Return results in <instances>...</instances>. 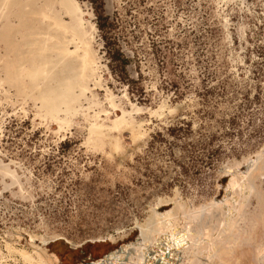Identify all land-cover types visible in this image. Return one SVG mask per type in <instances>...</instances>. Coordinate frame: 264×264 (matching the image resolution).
<instances>
[{"label":"rangeland","instance_id":"obj_1","mask_svg":"<svg viewBox=\"0 0 264 264\" xmlns=\"http://www.w3.org/2000/svg\"><path fill=\"white\" fill-rule=\"evenodd\" d=\"M101 11L130 59L124 80L110 68ZM184 123L209 144L187 172L180 142L173 157L148 152L156 132ZM263 148L264 0H0V264L112 255L160 201L164 215L175 194L185 209L222 199L230 176L219 168ZM262 160L237 233L178 249L175 264H199L211 248V264H260ZM235 224L229 215L186 240Z\"/></svg>","mask_w":264,"mask_h":264},{"label":"bare ground","instance_id":"obj_2","mask_svg":"<svg viewBox=\"0 0 264 264\" xmlns=\"http://www.w3.org/2000/svg\"><path fill=\"white\" fill-rule=\"evenodd\" d=\"M56 24H59V21H56ZM248 170L249 169H247V171ZM247 171L242 172L239 169H234L233 171H231L232 177L228 184L229 193L231 192L234 193L235 188H239L240 191V193L236 192L235 193L236 195H234V197L231 199H229L226 196V198L222 202H211L208 206L204 208L202 207L192 208L188 206L189 209H185L186 207L185 204H183L185 206L184 207L183 205L180 204L181 202H179V200H175L174 206L170 211H167L164 215L163 214L156 215V217L151 220V223L145 225L146 226L145 236L146 235L148 236L146 237V239H143V243H141V245L143 246L130 247L129 250L130 252L136 251L137 254L140 256V257L136 256L138 257V261L137 260H136L137 262L135 261L136 263L131 262L133 261L132 258H131L132 260L130 261L129 259H127L126 255L121 256L117 253H113L111 255L110 260H113V264H123L121 262L122 259L126 261L128 260L127 264H175L176 260L178 259V249L184 250L185 247L190 245L191 243L199 246L200 245L199 243L200 242L202 243L204 240L207 241L210 245H212V243L218 244L219 242L220 243L226 242L227 239L229 240L230 237H232L234 234L237 233L236 230L237 224H239L238 221L241 220L242 211H243L242 209L245 206L244 204L246 203L248 196L250 197V195L254 192L255 189L253 185L252 192L247 193L245 191V188L250 186L251 182H253L252 181L253 179H251L250 181H246L244 179L246 177L245 174L247 173ZM220 210L221 211L225 210L226 212L223 211V213L224 212L225 213L219 218L218 222L229 215L234 216L236 219L235 226L231 228L229 232L220 235V233L214 230L206 229L199 231L195 235L194 241L189 238H187L186 240V236H185L186 232H189L190 229L195 230L201 228L202 226H209L206 225L205 223L208 221L209 216H215L216 212H219ZM204 212H206L207 213L206 215L209 216H206L204 218V222L201 223L200 226H198ZM162 218L167 220V224H168L167 228L161 227ZM149 234L151 235L153 234V237H149ZM176 235H178V237ZM177 240H182V241L186 240V241L182 244L177 245L176 244ZM159 241L168 242L169 244L168 247L170 248V251L168 253L164 251L161 252L157 251L158 248L161 247L159 246L160 245ZM254 248L257 250L259 263L264 264V243H257L255 244ZM222 253L224 254L225 251L219 252V254ZM213 254H214L213 248H211L210 252L206 251L202 260H200L199 264H211V260L213 259ZM168 255H171V257L169 258ZM166 257H168V259H166ZM97 264H107V263L100 261Z\"/></svg>","mask_w":264,"mask_h":264},{"label":"trees","instance_id":"obj_3","mask_svg":"<svg viewBox=\"0 0 264 264\" xmlns=\"http://www.w3.org/2000/svg\"><path fill=\"white\" fill-rule=\"evenodd\" d=\"M100 20H105V22H100L98 24L100 30L103 32V38L105 41V48L107 51V56L110 59V68L112 72L124 80L128 77V65L130 63L129 57L124 53L122 47L120 46L116 36L111 33L114 24H107L108 15H104V11L98 14ZM165 61V60H164ZM165 62H163L164 64ZM193 135L190 123L175 124L169 126L164 130L156 132L151 141L149 142L148 152L161 150L162 147L169 151L171 157L174 156V146H178V142L182 145L184 153L189 157V161L181 164L183 172H187L198 163V157L207 155L209 151V144L199 140H193L190 138ZM213 153L212 156H208V160L202 162V165L207 166L213 165Z\"/></svg>","mask_w":264,"mask_h":264},{"label":"water","instance_id":"obj_4","mask_svg":"<svg viewBox=\"0 0 264 264\" xmlns=\"http://www.w3.org/2000/svg\"><path fill=\"white\" fill-rule=\"evenodd\" d=\"M263 156H264V148L258 154L254 155V156H251L249 158L244 159L243 162H236V163H233V164H226L224 166H221L219 168V170L221 172L225 173V174H229L230 179H231V177H232L231 171H233L234 169H239L242 172H246L247 169H249L247 171V173L245 174L246 177L244 179L246 181H250L253 172L256 169H258L260 162L263 161L262 160ZM230 179H229V181H230ZM228 184H229V182H228ZM228 184L225 187V196L222 199H220V200H218L217 198H215L212 202H222L226 198V196L229 198V196L232 194V192L229 193ZM175 200H179L180 201V196L178 194H175L173 196V198L170 201V203H172L174 205V201ZM161 203H162V201H160L158 204H156L155 206H153L151 208L152 215H151V217L144 224H137L135 226V228L137 230V237H136V239L132 243H129V245H122L121 247H119L113 253L119 254L120 252H123L125 255H127V254L132 253V252L129 251L130 250V247H132V246H143V245H141V243H143V239H146V237L148 236V235L145 236V228H146L145 225L151 223V220L154 219L156 217V215L160 214L159 207H160V204ZM189 204H190L189 205L190 207L195 208V207H193V205L191 203H189ZM208 205H201L199 207L204 208V207H206ZM220 211L219 212H216V215L215 216L206 215L207 213L204 212L203 215H202L201 221H200V223H199L198 226H200V224L204 222V218L206 216H209L208 221L205 222L206 225H210L212 227H215L216 226V223L218 222V220L220 218V216H222V211L221 212ZM149 237H153V234L152 235L149 234ZM33 241H35V240H33ZM41 243H46V240L41 241ZM110 259H111V255H106V256H104L103 258H101L98 261H89V264H97L100 261H103L104 263H107V264H113V260H110Z\"/></svg>","mask_w":264,"mask_h":264}]
</instances>
